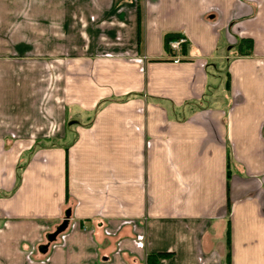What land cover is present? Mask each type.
I'll return each mask as SVG.
<instances>
[{
	"label": "crops",
	"instance_id": "obj_1",
	"mask_svg": "<svg viewBox=\"0 0 264 264\" xmlns=\"http://www.w3.org/2000/svg\"><path fill=\"white\" fill-rule=\"evenodd\" d=\"M228 227L264 264V0H0V264H226Z\"/></svg>",
	"mask_w": 264,
	"mask_h": 264
},
{
	"label": "trees",
	"instance_id": "obj_2",
	"mask_svg": "<svg viewBox=\"0 0 264 264\" xmlns=\"http://www.w3.org/2000/svg\"><path fill=\"white\" fill-rule=\"evenodd\" d=\"M179 38L180 37L176 38V37H172V36H166V39H165L166 47L168 49H170V47H169L170 43L173 42V41H176V39L178 40ZM237 49H238V52H239L240 55H243V56L250 55L252 53V49H253L252 41H250L248 39L239 40V42L237 44ZM226 87H227V89H229V78L227 80ZM57 142H58V139H54V138H51L49 140L40 139V140L36 141V144L34 145V148L39 147V146H45V145H48V144H51V145L52 144H57ZM23 168H24V165L18 166V168H17V183H16V187L14 188V190L11 193H9V194H7L5 196L12 195L17 190V188L19 187V185L21 183V180H22L21 171L23 170ZM2 195H3V193H2ZM226 245H227V250H228L227 256H226V264H231V242H230L229 227H228V232H227ZM166 257H167L166 254H150L147 257V264H159L160 260L163 259V258H166Z\"/></svg>",
	"mask_w": 264,
	"mask_h": 264
},
{
	"label": "rangeland",
	"instance_id": "obj_3",
	"mask_svg": "<svg viewBox=\"0 0 264 264\" xmlns=\"http://www.w3.org/2000/svg\"><path fill=\"white\" fill-rule=\"evenodd\" d=\"M17 118L18 120L15 123L13 120L8 119V123H7L8 129L15 128L13 127V125L15 124L21 125L22 131L33 132L35 137L41 136V135L46 136L48 134L52 135L53 129H56V123H52L53 117H21V118L17 117ZM19 120H21V122H19Z\"/></svg>",
	"mask_w": 264,
	"mask_h": 264
},
{
	"label": "built area",
	"instance_id": "obj_4",
	"mask_svg": "<svg viewBox=\"0 0 264 264\" xmlns=\"http://www.w3.org/2000/svg\"><path fill=\"white\" fill-rule=\"evenodd\" d=\"M186 40L184 38H180L176 41H173L170 43V50L174 53H181L182 52V47L185 45ZM175 63L179 62V59H175Z\"/></svg>",
	"mask_w": 264,
	"mask_h": 264
},
{
	"label": "water",
	"instance_id": "obj_5",
	"mask_svg": "<svg viewBox=\"0 0 264 264\" xmlns=\"http://www.w3.org/2000/svg\"><path fill=\"white\" fill-rule=\"evenodd\" d=\"M69 217H70V211H66L65 221L63 222L62 225H60V227L57 229L56 233H54L53 235H50V237H49L50 241H54L56 239V237L66 229V227L68 225L67 220L69 219Z\"/></svg>",
	"mask_w": 264,
	"mask_h": 264
}]
</instances>
